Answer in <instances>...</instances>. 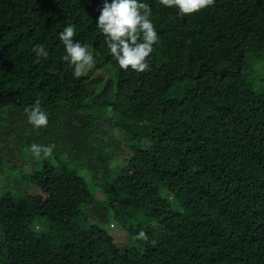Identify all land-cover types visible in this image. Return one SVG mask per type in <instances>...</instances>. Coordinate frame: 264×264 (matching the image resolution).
<instances>
[{"label": "trees", "instance_id": "1", "mask_svg": "<svg viewBox=\"0 0 264 264\" xmlns=\"http://www.w3.org/2000/svg\"><path fill=\"white\" fill-rule=\"evenodd\" d=\"M141 2L159 37L145 73L110 55L104 0H0V264H264V0L184 19ZM68 24L98 75L62 59Z\"/></svg>", "mask_w": 264, "mask_h": 264}, {"label": "clouds", "instance_id": "2", "mask_svg": "<svg viewBox=\"0 0 264 264\" xmlns=\"http://www.w3.org/2000/svg\"><path fill=\"white\" fill-rule=\"evenodd\" d=\"M159 3L167 8L175 7L181 19L215 6V0H159ZM151 11L150 5L141 0H111V3L104 0L96 26L104 35L110 55L121 70L131 69L136 73L151 70L149 59L154 52V45L159 40L150 19ZM75 35L76 25L68 24L59 33V40L66 52L62 59L72 67L74 77L80 78L87 69L94 67L96 61L87 46L74 39ZM32 51L38 58L48 57L44 45L37 44ZM24 111L28 123L35 129L48 126L49 116L42 109L39 99ZM54 147L32 143L29 150L33 157L49 158L53 155ZM134 239L147 241L148 236L144 231H140Z\"/></svg>", "mask_w": 264, "mask_h": 264}, {"label": "rangeland", "instance_id": "3", "mask_svg": "<svg viewBox=\"0 0 264 264\" xmlns=\"http://www.w3.org/2000/svg\"><path fill=\"white\" fill-rule=\"evenodd\" d=\"M89 50V49H88ZM90 51V50H89ZM109 63H107V64H104V65H96V66H94V68H95V71L93 70V67L91 68V69H87L86 71H85V73L84 74H89L90 76H95V75H98V73H99V69H101V67L100 66H105V65H108ZM114 71V70H113ZM110 72H112V70L111 69H107L106 71H105V76H107V75H109L110 74ZM113 73V72H112ZM253 75L255 76V77H257V76H259V75H264V60L262 61V63L261 64H258V65H256L255 66V69L253 70ZM100 89V87L98 88V90ZM4 181V179H2V178H0V182H3ZM10 180H8L7 182H6V184H11L10 182H9ZM36 196H40V197H44L45 195H44V193L42 192V191H39L38 193H36ZM80 199H81V196H78L77 197V199H75L73 196H71L70 197V203L71 204H74L75 202H77L78 204H79V202H80ZM37 222H39V223H41V221H37ZM109 232H110V234L113 236V235H115V239H117V240H115L116 241V244L117 245H119V247H122V244L123 245H125V243H127L126 241L128 240L127 239V236H126V234L121 230V228L120 227H117V228H115V227H112L111 229H109ZM125 241V242H124ZM128 245H129V243H128Z\"/></svg>", "mask_w": 264, "mask_h": 264}]
</instances>
